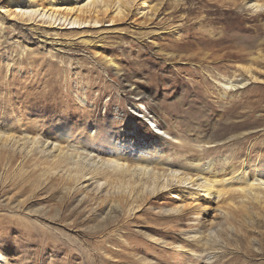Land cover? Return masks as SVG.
Returning a JSON list of instances; mask_svg holds the SVG:
<instances>
[{"label": "rangeland", "instance_id": "374dc122", "mask_svg": "<svg viewBox=\"0 0 264 264\" xmlns=\"http://www.w3.org/2000/svg\"><path fill=\"white\" fill-rule=\"evenodd\" d=\"M135 8L112 26L47 37L13 29L0 13V132L59 145L67 155L87 150L105 159L115 139L163 146L179 167L198 155L246 159L264 172V0H138ZM150 9L152 18L136 14ZM248 66L261 81L225 93L219 83L245 78ZM132 102L173 141L158 142L151 124L131 113ZM60 131L68 138L60 140ZM211 141L220 142L208 148ZM20 157L7 167L0 161L7 264H204L183 251H200L181 242L195 226L166 214L170 192L142 197L126 215L123 204L109 210L119 199L109 178L75 186L64 175L63 159L70 166L76 159L34 154L19 170ZM231 202L236 218L231 226L216 221L222 252L207 264H264V206L246 215L238 197Z\"/></svg>", "mask_w": 264, "mask_h": 264}, {"label": "bare ground", "instance_id": "6f19581e", "mask_svg": "<svg viewBox=\"0 0 264 264\" xmlns=\"http://www.w3.org/2000/svg\"><path fill=\"white\" fill-rule=\"evenodd\" d=\"M137 1L42 0L41 4L33 5L30 0L18 2L9 0L0 7V13L6 16L8 21L13 22V29H19L26 34L27 32L42 33L44 37H47L48 33L58 36L59 30L98 29L103 26L104 22H108L106 26H112L117 20L127 16L131 10H136ZM247 7L255 8L257 5L248 3ZM155 11L153 9L141 10L136 14L152 18L154 14L148 16V13H156ZM37 25L47 29L41 28L42 30L38 31L36 30ZM45 43L58 45V41L55 40H46ZM105 62L110 67L117 68L111 60H105ZM243 75L245 78L237 81L223 80L219 85L226 93V91L243 88L249 82L261 81L254 76L249 66L243 69ZM130 110L134 116L151 124L150 128L153 129L158 142L173 141V137L162 131L157 124H153V117L143 114L138 105L132 102ZM67 136V133L60 131L58 138L64 140L68 138ZM240 137L243 136L231 137V140H240ZM110 142L109 146L113 148V151L107 153V158L101 159L87 150H83L80 154L67 155V152H63L59 145L52 144L49 148L48 143H43L36 138L27 136L18 138L13 134L5 135L0 132V161L5 162V167H7L11 158L21 155L22 161L18 166L19 170H22L27 157H33L34 154L45 155L52 159L60 158V160L70 156L71 159L76 160L71 162L73 166H70L63 159L64 175L72 179L75 186L101 175L109 178V184L119 198L112 200L109 210L115 212L123 204L126 215H131L135 209H138L137 203L142 197L161 196L160 194L164 192H170L169 198L174 203L166 214L173 215L178 221L189 217L188 223L191 222L195 228L181 232V242L197 247L200 251L194 254L189 249L186 251L182 245L176 248L178 251L184 249L183 251L189 253V256L201 262L204 261V264L217 258L222 252L221 245L215 240L219 223L216 221L223 218L231 226V221L236 218V213L231 210L237 209L236 206L230 205L234 197H238L246 215L248 208L264 206V172H262L263 167L260 163L252 164L248 168L249 163L246 159L237 165L230 157H217L205 161L201 156L195 155L190 159L185 157V165L179 167V164L172 163L165 158L167 155L163 146L150 149L148 146L125 143L124 140L111 139ZM219 142L211 141L205 145H210L207 146L208 148L217 147ZM174 143L177 142L174 141ZM122 151H127L133 159L132 165L126 162ZM163 158L165 159L162 160ZM103 185L98 183L97 191ZM106 193L110 194L108 191ZM227 200L228 203L222 202ZM0 264H7L5 255L1 253Z\"/></svg>", "mask_w": 264, "mask_h": 264}]
</instances>
